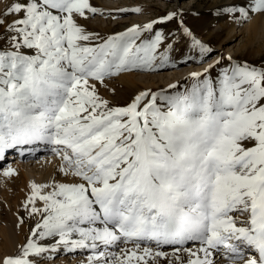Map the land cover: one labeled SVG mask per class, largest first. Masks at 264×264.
I'll list each match as a JSON object with an SVG mask.
<instances>
[{
  "label": "snow or ice",
  "instance_id": "obj_1",
  "mask_svg": "<svg viewBox=\"0 0 264 264\" xmlns=\"http://www.w3.org/2000/svg\"><path fill=\"white\" fill-rule=\"evenodd\" d=\"M0 5V161L43 144L76 181L31 183L23 207L39 219L0 264H40L61 248L89 250L87 264H264V64L218 59L183 92L114 106L99 86L170 63L172 34L154 24L179 13L103 37L80 23L98 14L90 0ZM253 14L264 0L214 12ZM181 31L211 53L182 20Z\"/></svg>",
  "mask_w": 264,
  "mask_h": 264
},
{
  "label": "bare ground",
  "instance_id": "obj_2",
  "mask_svg": "<svg viewBox=\"0 0 264 264\" xmlns=\"http://www.w3.org/2000/svg\"><path fill=\"white\" fill-rule=\"evenodd\" d=\"M90 2L92 5L101 6L98 11L108 12L116 10V8L107 4L104 0H90ZM242 2L247 4L248 0H213L211 8L213 12H215V10L223 4H241ZM120 3L123 5L118 8L120 12H122V9L131 11V9L136 7H139L142 10L140 13L136 14L137 16L129 19V26L143 25L150 22V18L145 15V13L151 9V6L148 3H140L139 0H120ZM2 8L3 5H0V10H2ZM211 19L217 20L215 23L212 22L214 25L218 26L217 28L214 27L212 30L214 32H210V34H213L214 37L218 39V46L227 42L230 34L237 33L235 21L231 19L226 20L227 17L223 15H214ZM186 28L188 27L186 26ZM243 28L244 31L247 32V40L243 45L238 47V50H229V52H243L246 51L248 47H253L254 44H258V46L262 47L264 46V16L253 14L252 18ZM105 30L110 31L112 29L107 25ZM197 39L206 45L204 40H201L200 38ZM185 54L184 57L177 58L173 47V50L170 53L172 58L170 63L163 67H154L151 70L134 69L129 72H123L118 76H114L117 79V82H110L105 84L106 86H99L100 95L102 97H109L108 99L113 104L116 102L123 103V101L127 103L128 95H132L133 92L139 94L144 91L145 88L157 85L158 82L170 83L175 79H183L185 74L189 75L190 72L198 70L201 66L200 63L203 62L206 57H209H202L199 49L191 46V41L186 48ZM198 60H201V62H197ZM186 61L191 62L192 67H183L182 65ZM161 70L165 73L151 74L152 72H161ZM142 71L150 73H142V75H139ZM139 77H144L145 79L139 80L141 79ZM114 89L117 90L116 94L109 93V91L111 92ZM25 147L27 150L35 147L39 152L27 153V150L24 152L19 150H9L6 159L0 161V258L15 255L19 246L25 243L29 237L30 229L35 226V221L39 219V217H30L23 207L27 196L30 195L31 183L48 184L53 180L61 183L76 182L73 177L64 176L59 171L62 161L51 151L50 147L43 146L42 144L39 146L34 145L30 148L28 146ZM8 167H11L16 174L11 177L4 176L3 171L7 170ZM20 218H23L25 222L18 227L17 225ZM42 243L53 244L54 241L47 240L42 241ZM90 254V251L86 249L66 251L61 248L57 252L50 254L52 257L51 259L45 257L40 264H87V258Z\"/></svg>",
  "mask_w": 264,
  "mask_h": 264
},
{
  "label": "rangeland",
  "instance_id": "obj_3",
  "mask_svg": "<svg viewBox=\"0 0 264 264\" xmlns=\"http://www.w3.org/2000/svg\"><path fill=\"white\" fill-rule=\"evenodd\" d=\"M139 1L140 3L146 2L151 6L150 11L145 13V15L148 18H150V22L160 21L163 18L167 17L169 13H179V15L177 17H174L171 21H165L164 23L154 24L155 30L163 31L166 35L172 34L169 37V41L170 42L172 41L171 43L173 44L177 58L178 57L182 58L186 55L185 54L186 48L189 45V42L191 41L190 39L185 38V35L181 31V20L183 22L184 27L187 26L196 38H200L201 40H204L206 45L212 50L211 54L207 55L209 57H206L203 62H201V60L197 61V62H201L200 63L201 66L198 70L190 72L189 75L185 74L183 79H175L170 83L158 82L157 85L145 88L144 91H149L152 93L163 92L165 94H173V95L176 94L177 91L183 92L186 88L192 87L193 73H203L205 69H208L211 65H215L218 59H220L221 62L224 64L228 62L227 61L228 57H231L233 61H240V62L247 61L248 63L253 65L264 64V46L262 47V46H258V44L257 45L254 44L253 47H248L246 51L243 52L242 51H237L235 53L229 52V50H238V47L243 45L247 40V32L244 31L243 28L247 22H244L242 20L235 21L237 33L230 34L228 36L227 42H224L221 46H218L217 43L218 39L214 37L213 34H210V32H214L212 31L213 28L214 27L217 28L218 26L212 23V22L215 23V21L217 22V20L211 19V17L214 16V12L211 8L213 0H195V1L194 0H139ZM104 2H106L109 5H112L114 8H116V10H111L108 12L98 11V14L95 16V18H89L86 20L82 19L80 23L83 24L89 31L97 32L103 37L122 33L126 31L129 27H132L129 26L128 21L130 18L137 16L136 15L137 13H134L132 11L120 12L118 8L123 6L120 3V0H104ZM244 3L245 2H242L241 5H244ZM93 6L96 7L97 10L101 8V6L98 5H93ZM228 19L229 18H227L226 20ZM107 25H109L112 30L106 31L105 27ZM191 65H192L191 62L186 61L182 66L189 68ZM217 71H219V68H215L213 70V75H215ZM142 73L146 74L150 72L142 71L141 74L139 75H142ZM163 73L165 72L161 70V72H156V73L152 72L151 74H163ZM139 78H141L139 80L145 79L144 77H139ZM110 82H117V79L115 77H112L111 79L106 80L105 84ZM172 85H175L176 87L173 88L171 87ZM109 93L116 94L117 90L114 89V91L111 92L109 91ZM135 95H137L135 92H133L132 95H128L127 103L123 101V103L116 102L115 104L113 103L112 104L114 106H126L128 103L131 102V100L134 98ZM103 98L108 99L109 97L105 96Z\"/></svg>",
  "mask_w": 264,
  "mask_h": 264
}]
</instances>
